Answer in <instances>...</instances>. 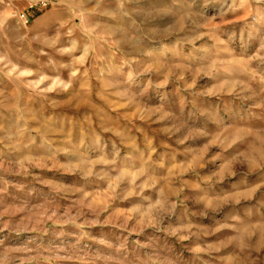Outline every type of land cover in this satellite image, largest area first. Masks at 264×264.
<instances>
[{"label": "rangeland", "instance_id": "374dc122", "mask_svg": "<svg viewBox=\"0 0 264 264\" xmlns=\"http://www.w3.org/2000/svg\"><path fill=\"white\" fill-rule=\"evenodd\" d=\"M0 264H264V0H0Z\"/></svg>", "mask_w": 264, "mask_h": 264}, {"label": "built area", "instance_id": "2783aa9c", "mask_svg": "<svg viewBox=\"0 0 264 264\" xmlns=\"http://www.w3.org/2000/svg\"><path fill=\"white\" fill-rule=\"evenodd\" d=\"M23 19H24V20H28L27 17H25V16H23Z\"/></svg>", "mask_w": 264, "mask_h": 264}]
</instances>
